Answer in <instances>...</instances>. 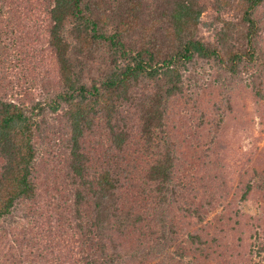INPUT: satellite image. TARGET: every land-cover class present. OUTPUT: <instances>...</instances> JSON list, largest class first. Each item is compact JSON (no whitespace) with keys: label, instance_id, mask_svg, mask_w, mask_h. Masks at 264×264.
Returning <instances> with one entry per match:
<instances>
[{"label":"trees","instance_id":"trees-1","mask_svg":"<svg viewBox=\"0 0 264 264\" xmlns=\"http://www.w3.org/2000/svg\"><path fill=\"white\" fill-rule=\"evenodd\" d=\"M245 96L262 107L264 0H0V223L59 216L19 263L264 264V203L251 223L240 208L264 201V149L235 184L222 153ZM206 126L193 163L180 149ZM42 133L64 208L37 179Z\"/></svg>","mask_w":264,"mask_h":264},{"label":"rangeland","instance_id":"rangeland-1","mask_svg":"<svg viewBox=\"0 0 264 264\" xmlns=\"http://www.w3.org/2000/svg\"><path fill=\"white\" fill-rule=\"evenodd\" d=\"M204 35L208 36V32L205 31ZM9 50L11 52V58L9 59V61L11 63H18L19 59L15 56L16 44H10ZM17 56H19V53H17ZM202 75L203 73L200 74V76ZM201 78L202 77H199V80ZM16 92L17 90H13V95L15 97H19ZM15 97H12L10 99L16 100ZM236 100H238V102ZM235 101L237 102L238 106H240L242 103V100L238 98L235 99ZM244 102L246 107H244L242 110H237L235 107L233 113L231 114L233 115V118H231L230 115L233 125H229L228 121V126L223 129V131H225L224 143L226 145L222 153H224L226 157V162L229 167V177L232 179L231 182L233 184H235L239 172H242V170L246 167L245 165L251 166V164L256 161L257 153H259V151L262 152V150L264 149V102L262 104V107L258 108L259 110L256 109L255 105L253 104V100L248 98L247 96L244 97ZM239 119L243 121V125H238ZM53 121L54 120L48 118V122L50 124H52ZM188 126H190L194 131L191 123H189ZM207 127L208 126H206V129L204 131H198L199 135L196 133L195 137L198 138V140H194L195 142H192L191 145H184L180 149L183 153L187 154V159H190L193 163H195L196 155L199 150V148H197V142L201 139L203 140L204 134L207 133ZM210 133L211 136H209V139L214 135V132ZM51 140L52 138H50V135L45 133L39 134L35 138V148L37 150L36 164L38 166V169L36 171L37 179L42 180L43 178H47V183L45 184L52 188L54 191H52L51 193L48 192V194H46L45 191L41 192H44L46 197L49 196L48 200L52 202L54 206H56L55 199L50 195H55V197L56 195H58L60 197L58 198V202L60 203V206L64 208L62 206V204L66 203L64 196L69 192V189H66L67 186L64 182L66 175L63 167L64 161H62L64 156L57 151L53 152ZM204 143H206V145H204V148L209 147L207 139L204 140ZM56 189H58V192H56ZM68 201H70V199ZM47 203L48 201L46 199H42V204L46 205ZM263 203L264 201H262V205L260 203L253 204L251 202L240 204L242 212L247 216L250 223L252 221L249 219V216L261 218V210L263 208L261 206H263ZM25 207L26 206L23 205L16 207L12 217L0 223V264H20V247L25 245L30 238L32 240V238L36 237L37 235V237L42 236L43 241L47 242V236L44 233L48 229L46 222H49V220L52 221L56 217L59 218V216L55 215L56 213H58V211L54 213L53 208L50 213H54V215L43 211V214H40V217L36 216L34 219H29V217L25 218L22 216L23 213L27 212V209ZM62 208L57 207V209L60 211L63 210ZM243 219L245 218H242V220ZM243 223L245 224L246 229H249L252 232L255 231L256 228H254L251 224L249 226L246 219L245 221H243ZM257 231L259 232L258 236L261 237L259 242H263L264 227L257 229ZM246 235H248L247 232ZM249 242L254 244L257 243V240L252 237ZM56 251L57 254H59V252L63 253L62 256L65 264H71L77 257V254L76 252H74V250L71 252V257L68 255L65 256V252L63 250L57 249ZM254 256V263L251 264H263V262H261V258H258L256 255ZM21 264L29 263H27V261L25 260Z\"/></svg>","mask_w":264,"mask_h":264}]
</instances>
